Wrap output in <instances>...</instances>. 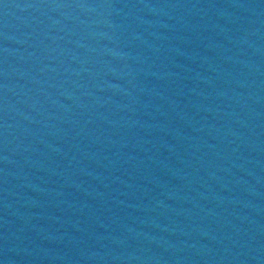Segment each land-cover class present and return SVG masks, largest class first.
I'll list each match as a JSON object with an SVG mask.
<instances>
[{"label":"water","instance_id":"1","mask_svg":"<svg viewBox=\"0 0 264 264\" xmlns=\"http://www.w3.org/2000/svg\"><path fill=\"white\" fill-rule=\"evenodd\" d=\"M0 264H264V0H0Z\"/></svg>","mask_w":264,"mask_h":264}]
</instances>
